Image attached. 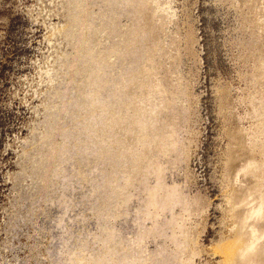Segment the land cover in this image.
<instances>
[{
	"label": "rangeland",
	"instance_id": "rangeland-1",
	"mask_svg": "<svg viewBox=\"0 0 264 264\" xmlns=\"http://www.w3.org/2000/svg\"><path fill=\"white\" fill-rule=\"evenodd\" d=\"M262 198L264 0H0V264H240Z\"/></svg>",
	"mask_w": 264,
	"mask_h": 264
},
{
	"label": "bare ground",
	"instance_id": "bare-ground-1",
	"mask_svg": "<svg viewBox=\"0 0 264 264\" xmlns=\"http://www.w3.org/2000/svg\"><path fill=\"white\" fill-rule=\"evenodd\" d=\"M152 74H153V72H152ZM148 98V96H143L142 97V99H141V101H142V103L144 104L145 103V101H146V99ZM148 100V99H147ZM147 103V102H146ZM146 103L144 104L145 105V107H144V109H141V106H140V110L139 111H143L144 113L141 115L140 114V116H138L137 115V117H136V123H134V125H135V127H136V129L137 130H140V131H143L144 130V127L146 126V124H145V122L147 121H144L145 119L143 118V117H145L144 115L146 114V112L148 111V106L150 107V105L148 104V106L146 105ZM152 106H154V105H152ZM156 107H157V105H156ZM158 107L161 109H164L165 107L163 106V105H161V103L158 105ZM158 108V109H159ZM139 109V108H138ZM138 109L136 110V112L138 111ZM156 110V112H159V111H161V110ZM151 110H154V108H151ZM138 111V112H139ZM150 112H152V114H153V112L154 111H150ZM140 113H142V112H140ZM161 113V112H160ZM138 114V113H137ZM148 114V113H147ZM146 114V115H147ZM156 114V113H155ZM155 117V116H154ZM160 117V116H159ZM147 118H148V116H147ZM153 120H154V118H152ZM157 119V118H156ZM166 119V118H165ZM170 119H171V117H170ZM152 120V121H153ZM160 120V119H159ZM168 120V119H167ZM161 121V120H160ZM163 122V121H162ZM161 122V123H162ZM165 122V121H164ZM153 123V122H152ZM166 123V122H165ZM165 123H163L162 125H164ZM175 123H178L177 122V120H176V118L174 117H172V126H175ZM169 124V122L167 123V125ZM171 124V123H170ZM170 124H169V126H170ZM152 126H155V127H157L156 125H158L157 123H155L154 125L153 124H151ZM161 125V126H162ZM166 125V124H165ZM177 125V124H176ZM172 126H170V128L172 127ZM168 127V126H167ZM150 128V127H149ZM154 129V128H153ZM165 129V128H164ZM168 129V128H167ZM151 130V129H150ZM170 130L171 129H169V132L168 133H170ZM166 131V130H165ZM173 131V130H172ZM162 132V131H161ZM157 133V132H156ZM167 133V134H168ZM163 134V133H162ZM160 135L159 133H157V135H155L154 136V144H153V146H155L156 148H160V137H165V138H168V137H170L171 135L169 134V135H167V134H165V135H167V136H163V135ZM233 137V136H232ZM235 139H237V137H234ZM233 167H237V168H240L241 170H243V169H246V167H247V164H241V162H240V160L238 159V157H236V158H234V164H233ZM142 172V171H141ZM145 173V172H144ZM242 183H244L243 181H242ZM246 183V182H245ZM246 185V184H245ZM240 191H242V194H241V201H242V204L243 205H245L247 202H248V200L250 199V197L253 195V190H252V188H251V186H247V187H243V188H241V190ZM155 192V191H154ZM148 194V193H147ZM263 202H264V198H262V200H261V204H263ZM255 212H257V213H259L260 212V208L258 207L256 210H255ZM251 232H252V236H253V238L254 239H250V241L246 244V246H245V249L243 250V252L241 253V257H242V259H241V263L240 264H255L254 262H255V260H259V262H264V246L262 247V246H260V245H258L257 243H256V241L260 238V236L261 237H264V229L262 230V232H261V234L260 235H258V232H257V229L255 228V227H252V230H251ZM259 241V240H258Z\"/></svg>",
	"mask_w": 264,
	"mask_h": 264
}]
</instances>
